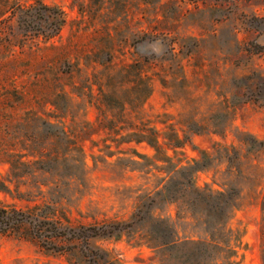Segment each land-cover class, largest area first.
<instances>
[{
  "label": "rangeland",
  "instance_id": "rangeland-1",
  "mask_svg": "<svg viewBox=\"0 0 264 264\" xmlns=\"http://www.w3.org/2000/svg\"><path fill=\"white\" fill-rule=\"evenodd\" d=\"M5 3L0 204L27 210L53 201L76 225L138 215L144 220L135 227L92 241L116 264H264V0H0V8ZM59 11L66 24L48 41ZM135 63L152 81L139 103L136 69L122 72ZM59 113L63 124L54 120ZM143 124L159 131L170 160L146 143H126ZM176 137L181 148L170 146ZM41 150L63 159L51 173L21 177L20 155ZM204 154L211 158L195 170L196 185L235 197L226 225L231 260L226 249L201 255L191 243L210 240L208 212L192 208L185 187L187 167ZM158 219L182 243L153 248V237L170 239L166 229L154 232ZM0 264L98 263L0 238Z\"/></svg>",
  "mask_w": 264,
  "mask_h": 264
},
{
  "label": "trees",
  "instance_id": "trees-1",
  "mask_svg": "<svg viewBox=\"0 0 264 264\" xmlns=\"http://www.w3.org/2000/svg\"><path fill=\"white\" fill-rule=\"evenodd\" d=\"M38 4L42 5L40 2H38ZM3 6L6 8L9 5H6L5 3L1 6L0 15L4 11ZM44 8H47L49 12L56 11L54 8ZM65 24L66 18L63 12L59 11L57 13V17L55 18L52 32L45 35V39L49 41L58 37ZM131 69H136L135 83L137 84L138 89V97L136 100L139 103L143 98H146L151 93L152 81L151 78H147L146 75H144L145 71L138 63L131 65L124 64L122 66V72L125 74H128ZM61 80L62 77L57 75L56 84H60ZM57 95L59 98H63L64 88L59 90ZM55 107L58 112L62 109V107L58 105H55ZM30 120L33 121L35 119ZM54 120L57 121L58 124H63L65 119H63V116H60L59 113ZM45 122L46 121H44V124ZM100 124H102V121ZM123 128L124 127L120 128V131H123ZM136 128L137 131L127 134V137L134 138H131L126 143H146L156 151L157 156H164L167 160L171 159L168 157L166 150H164L160 142L159 131H157L154 127H147L146 125L142 127L136 126ZM85 132V134H87L88 131ZM62 134L68 136V132L65 130H62ZM82 136L81 131L78 134L77 139L79 138L82 140ZM181 144L182 143L178 137L171 139L170 146L172 148H181ZM259 145L264 148V142H261ZM210 158L211 155L204 154L202 160L194 161V165L187 167L188 171L189 169L192 170V173L190 179H186V194L187 196L195 198L192 208H194V206H201V208H204L201 210H207V221L204 222V225L210 235L209 241H191V243L197 245V249L201 255L207 247L226 249V251L232 252V255L229 257V260H231L235 256V251L231 247V239H226L227 236H232L230 235V231H226V225L235 208V197L231 192H215L208 186L205 189H201L195 183V170L198 171L200 168L205 169L208 166ZM62 159L63 156L61 154L50 153L46 150L20 155L19 163L23 168V175L21 177H28L40 171L51 173L55 169L54 165L59 163ZM10 164L12 174H14V161H11ZM49 164H53V166H50ZM31 168L34 169L33 173L30 171ZM58 187L59 186H57V188ZM5 188H7L6 183L0 180V191L5 190ZM196 212V209H193L192 216L195 217V214L198 213ZM199 214H203V211H199ZM136 217L137 218H135V220L131 223L117 222L94 225H76L72 222L70 216L63 210L59 209L57 203L53 201L42 205H36L27 210L13 205L0 204V238H17L20 240L30 241L37 244L45 251L59 255L79 254L89 263L99 264L105 262L106 264H116L117 261L113 257H110V255L105 256V253L93 248L92 241L102 238H111L117 233L135 227L138 223L144 220L138 215ZM156 221L158 222H155V225L153 226L154 232L158 234L159 230L166 229L170 231V234L168 235V238L170 239H168L169 241H161V243H159L158 237H153V239L149 241V243L154 246L153 248L158 250L163 247L182 243L181 239L177 236L175 229L171 228V226H167V222L165 220L158 219ZM218 240H220L224 245L221 246ZM237 240L238 239H236V241ZM184 242L188 243L190 241L185 240ZM231 264H235V262H232Z\"/></svg>",
  "mask_w": 264,
  "mask_h": 264
}]
</instances>
